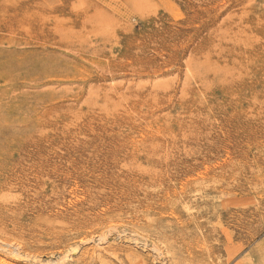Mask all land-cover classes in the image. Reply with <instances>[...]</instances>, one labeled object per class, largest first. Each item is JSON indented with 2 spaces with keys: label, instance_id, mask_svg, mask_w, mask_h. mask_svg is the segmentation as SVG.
<instances>
[{
  "label": "rangeland",
  "instance_id": "obj_1",
  "mask_svg": "<svg viewBox=\"0 0 264 264\" xmlns=\"http://www.w3.org/2000/svg\"><path fill=\"white\" fill-rule=\"evenodd\" d=\"M0 251L264 264V0H0Z\"/></svg>",
  "mask_w": 264,
  "mask_h": 264
},
{
  "label": "bare ground",
  "instance_id": "obj_2",
  "mask_svg": "<svg viewBox=\"0 0 264 264\" xmlns=\"http://www.w3.org/2000/svg\"><path fill=\"white\" fill-rule=\"evenodd\" d=\"M227 17V16H226ZM242 21V20H241ZM222 44V43H221ZM235 52V51H234ZM206 54V53H205ZM230 55V54H229ZM223 62H224V60H223ZM230 69V68H229ZM216 71V70H215ZM224 72V71H223ZM235 72V71H234ZM227 73H229V71L227 72ZM227 76V75H226ZM231 76V75H230ZM230 78V77H229ZM231 79V78H230ZM204 83V82H203ZM235 83V82H234ZM221 84V83H220ZM225 84H226V82H225ZM208 85V84H207ZM231 85V84H230ZM207 87V86H206ZM205 87V88H206ZM220 89V88H219ZM222 89V88H221ZM209 91V90H208ZM183 92V91H182ZM210 92V91H209ZM222 92V91H221ZM225 93V92H224ZM229 94V93H228ZM183 95V94H182ZM208 97V96H207ZM196 98V97H195ZM231 98V97H230ZM212 99V98H211ZM254 100V99H253ZM116 101V100H115ZM205 101V100H204ZM209 106V105H208ZM215 107V106H214ZM113 108V107H112ZM108 109V108H107ZM140 109V108H139ZM104 110V109H103ZM109 110H110V108H109ZM164 110V109H163ZM105 111V110H104ZM113 111H115V110H113ZM199 112V111H198ZM218 112V111H217ZM112 114H114V113H112ZM165 114V113H164ZM107 115V114H106ZM144 115V114H143ZM95 116V115H94ZM135 116V115H134ZM186 116V115H185ZM55 117V116H54ZM101 117V116H100ZM139 117V116H138ZM157 117V116H156ZM159 117V116H158ZM172 117V116H171ZM181 117V116H180ZM115 118V117H114ZM121 118V117H120ZM135 120V119H134ZM198 120V119H197ZM196 120V121H197ZM182 121V120H181ZM123 122V121H122ZM126 122V121H125ZM150 122V121H149ZM157 122V121H156ZM194 122V121H193ZM97 123V122H96ZM74 124V123H73ZM77 124V123H76ZM89 124V123H88ZM101 124V123H100ZM118 124V123H117ZM116 124V125H117ZM113 125H114V122H113ZM140 125V124H139ZM134 126H136V125H134ZM100 128V127H99ZM106 128V127H105ZM179 128V127H178ZM75 130V129H74ZM138 130V129H137ZM179 130V129H178ZM185 130V129H184ZM167 131V130H166ZM119 132V131H118ZM131 132V131H130ZM68 133V132H67ZM84 133V132H83ZM96 134V133H95ZM127 134V133H126ZM69 135V134H68ZM72 136V135H71ZM75 136V135H74ZM63 137V136H62ZM67 137V136H66ZM76 137V136H75ZM87 138V137H86ZM59 139V138H58ZM64 139V138H63ZM179 140H180V138H179ZM72 141V140H71ZM70 141V142H71ZM174 141V140H173ZM147 147V146H146ZM144 148V147H143ZM171 149V148H170ZM61 153H63V152H61ZM168 155V154H167ZM171 157V156H170ZM149 158V157H148ZM263 160V159H262ZM92 162V161H91ZM156 164V163H155ZM177 168V167H176ZM142 171V170H141ZM148 172V171H147ZM151 173V172H150ZM160 176H162V175H160ZM221 177V176H220ZM56 178V177H55ZM144 185H145V183H144ZM121 188V187H120ZM132 188V187H131ZM144 193V192H143ZM136 199V198H135ZM64 224V223H63ZM19 242V241H18ZM127 243V242H126ZM14 244V243H13ZM98 244V243H97ZM101 244V243H100ZM13 250H11V251H9L8 253L10 254V256L11 255H15L16 256V258L18 259V257L17 256H19L20 255V253L18 252V250L15 248H12ZM67 250V249H66ZM96 251H97V249H95ZM92 251H93V249H92ZM91 251V252H92ZM1 252V251H0ZM91 252H89V253H91ZM98 252V251H97ZM7 253V252H6ZM69 253V252H68ZM9 254H8V256H9ZM65 254V253H64ZM101 254V253H100ZM4 255V254H3ZM6 256V255H5ZM14 256V257H15ZM65 257L64 258H66V255H64ZM68 256V255H67ZM83 256V255H82ZM86 256V255H85ZM84 257V256H83ZM92 257V256H91ZM94 257H96V256H94ZM101 257H103V255H99L98 254V260L99 259H102ZM90 258V257H89ZM93 258V257H92ZM16 259V260H17ZM20 259V258H19ZM36 259V258H35ZM38 259V258H37ZM138 259V258H137ZM34 260V259H33ZM42 260V259H41ZM1 261V260H0ZM3 261V260H2ZM39 261V260H38ZM63 262H64V260H62ZM66 261V260H65ZM23 262V261H22ZM34 262V261H33ZM45 262H46V260H45ZM36 263H37V261H36ZM42 262H40L39 264H41ZM59 263L61 264V262L59 261ZM1 264H4L3 262H1ZM6 264V263H5ZM48 264H50V263H48ZM57 264V263H56ZM65 264V263H64ZM101 264H106V262L105 261H102L101 262Z\"/></svg>",
  "mask_w": 264,
  "mask_h": 264
}]
</instances>
